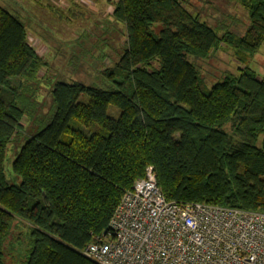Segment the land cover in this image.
<instances>
[{
    "label": "trees",
    "instance_id": "16d2710c",
    "mask_svg": "<svg viewBox=\"0 0 264 264\" xmlns=\"http://www.w3.org/2000/svg\"><path fill=\"white\" fill-rule=\"evenodd\" d=\"M229 1L245 13L242 35H218L187 9L189 0L116 1L103 27L123 38L102 72L112 87L53 83L45 122L36 95L46 62L0 5V264L18 248L20 224L23 264H95L81 250L106 232L148 166L167 201L264 213V81L244 66L206 89L188 61L220 45L243 65L258 52L264 0ZM33 119L41 126L27 134ZM22 134L11 164L20 182L10 185L5 151Z\"/></svg>",
    "mask_w": 264,
    "mask_h": 264
},
{
    "label": "rangeland",
    "instance_id": "374dc122",
    "mask_svg": "<svg viewBox=\"0 0 264 264\" xmlns=\"http://www.w3.org/2000/svg\"><path fill=\"white\" fill-rule=\"evenodd\" d=\"M115 0H0V5L16 17L26 30L28 43L45 60V80L39 87L36 101L40 105L36 117L45 122L50 116V90L55 82L80 83L85 86L109 89L112 86L105 80L102 72L111 67L121 54L122 39L117 29L103 31L111 20ZM187 9L202 15L205 21L218 35L229 31L242 35L248 26L245 13L229 0H189ZM108 21V22H107ZM119 27V26H118ZM188 61L195 66L201 84L210 89L225 75H238L239 70L247 66L264 81V43L258 52L241 64L233 51L220 45L207 58ZM82 102L87 97L81 98ZM108 116L117 118L119 112L108 107ZM37 120L27 121L25 131L32 134L41 125ZM43 125V124H42ZM261 136L258 146L261 144ZM26 136L9 144L5 151L3 171L10 185H18L11 164ZM22 235L18 248L7 256L6 264H23L26 247L27 226L19 225Z\"/></svg>",
    "mask_w": 264,
    "mask_h": 264
},
{
    "label": "built area",
    "instance_id": "2783aa9c",
    "mask_svg": "<svg viewBox=\"0 0 264 264\" xmlns=\"http://www.w3.org/2000/svg\"><path fill=\"white\" fill-rule=\"evenodd\" d=\"M81 254L95 264H264V213L167 201L148 166Z\"/></svg>",
    "mask_w": 264,
    "mask_h": 264
}]
</instances>
